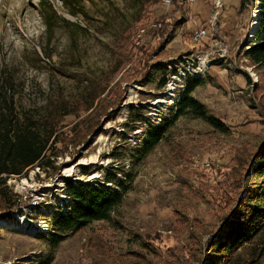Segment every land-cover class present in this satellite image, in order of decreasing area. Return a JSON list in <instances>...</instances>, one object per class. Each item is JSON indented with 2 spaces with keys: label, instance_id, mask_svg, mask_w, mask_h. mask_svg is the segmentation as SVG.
Instances as JSON below:
<instances>
[{
  "label": "rangeland",
  "instance_id": "rangeland-1",
  "mask_svg": "<svg viewBox=\"0 0 264 264\" xmlns=\"http://www.w3.org/2000/svg\"><path fill=\"white\" fill-rule=\"evenodd\" d=\"M48 1L86 31L58 24L47 35L39 0H0V81L12 80L16 105L39 113L50 98L72 100L92 84L108 85L92 133L61 145L52 166H33L0 185L9 199L7 204L0 196V264H206L209 240L221 233L243 196L242 178L264 142V88L254 87L264 84V65L244 56L258 1L223 0L210 36L227 44L229 60L213 64L193 91L228 132L169 114L166 137L148 154L141 151L145 135L131 138L137 122L130 121L129 108L146 106L166 78L167 62L200 45L192 34L206 25L211 0H177L169 11L160 2L143 7V0H85V16L68 14L61 0ZM141 5L135 27L158 19L164 24L157 29L161 36L150 32L137 49L135 36L121 37ZM150 51L155 53L147 58ZM91 109L64 118L66 140ZM236 152L235 159L244 158L238 166L230 160ZM66 178L103 183L123 199L109 220L68 232L54 245L49 234H36L43 231L31 216L35 206H56Z\"/></svg>",
  "mask_w": 264,
  "mask_h": 264
},
{
  "label": "trees",
  "instance_id": "trees-1",
  "mask_svg": "<svg viewBox=\"0 0 264 264\" xmlns=\"http://www.w3.org/2000/svg\"><path fill=\"white\" fill-rule=\"evenodd\" d=\"M84 1L61 0L68 14L72 16L86 15ZM176 1L174 0V3ZM257 1L259 4V25L253 32V40L247 44L249 47L244 49V56L253 64L262 66L264 65V0ZM39 2L43 8L41 16L47 35L51 34L58 24L74 27L78 32L86 31L79 24L59 15L48 0H39ZM158 2L160 0H143V7L155 5ZM174 3L173 5H175ZM142 13L141 5L133 22L123 27L121 39L135 36L139 28L135 26L141 20ZM158 34L161 36L157 30L154 31V37ZM158 41L162 40L159 38ZM199 43L200 45L194 48V51L203 50L209 44L206 40ZM144 48L141 49L145 50ZM155 51H150L151 54L147 58H150ZM117 67L120 69L118 63ZM164 82L165 79L162 78L159 88L163 86ZM203 82L202 77L189 80L179 100L168 109L159 123L148 122L145 106L129 108L130 121L137 122L133 131L148 122V126L139 135H145L141 146V151L144 154L150 153L166 137L169 114H172L173 119L182 116L200 119L219 132H228L227 124L221 118L210 114L205 104L193 95L194 88ZM12 83L9 78L0 81V185L5 184L7 177L19 175L33 166L39 168L52 166L57 155L61 153V145H67L78 140L82 135L92 133L93 127L99 126L98 114L104 102L101 94L104 93L108 85L92 84L86 95L72 100L63 96L50 98L39 113H34L32 110L16 105ZM254 87L256 91L260 89L262 91L264 84L260 81ZM262 95L264 92L261 93ZM95 102L96 105H94ZM262 103L264 107V102ZM90 109L91 111L86 116L76 121L70 131L73 132L78 128L77 131L71 133L73 135L70 134L68 136L70 138L66 140L68 133L63 130L64 118L71 114L79 117L81 110L88 111ZM139 136L134 134L136 139ZM243 147L241 152L244 153L246 146ZM238 152L230 158V160H235L237 166L244 160L242 157L235 159ZM251 158L247 169L249 174L242 178L246 186L244 194L226 219L221 233L209 240L210 249L206 264H264L262 262L264 259V142L258 146ZM108 180L109 178H107ZM62 191L63 196L56 206H45L42 207V210L36 207V211L48 223L47 231L36 234H49L54 245L63 241L64 234L68 232L78 231L93 221L109 220L112 211L123 199L121 192L113 190L112 187L103 183L93 186L71 178L65 179ZM0 196L5 203H9V199L3 191H0ZM10 215L9 211L6 212L7 218ZM243 252L246 253L247 259H243Z\"/></svg>",
  "mask_w": 264,
  "mask_h": 264
},
{
  "label": "built area",
  "instance_id": "built-area-1",
  "mask_svg": "<svg viewBox=\"0 0 264 264\" xmlns=\"http://www.w3.org/2000/svg\"><path fill=\"white\" fill-rule=\"evenodd\" d=\"M196 0H186V3L192 5ZM174 0H160V4L169 11L173 6ZM224 6L223 0H211L210 15L207 18L205 26L196 27L192 34L194 42H201L203 39L208 38L211 40L209 45L201 51L191 52L188 55L181 56L178 59L169 60L165 66L166 78L163 86L157 91V96L147 102L145 106V115L149 123H159L162 116L166 115L168 109L179 100L186 83L194 78L204 76L210 67L217 61L227 62L228 46L222 40L211 38V33L216 30L217 20L219 19L220 11ZM259 10V6H258ZM259 18V11H258ZM191 19V16H190ZM164 23L163 19H158L149 24V26L140 25L134 37L135 48H140L144 43V39L149 36L150 32L160 29ZM258 24V23H257ZM248 48V45H245ZM244 48V49H246ZM148 122L143 123L140 128H136L133 132L136 136L142 134L143 129L148 126ZM135 141V137H131ZM63 196V194H62ZM42 210L43 206H35ZM37 209H34L32 218L37 219L38 230L47 231L48 223L40 215ZM33 221V220H30ZM33 225L36 226V223Z\"/></svg>",
  "mask_w": 264,
  "mask_h": 264
},
{
  "label": "bare ground",
  "instance_id": "bare-ground-1",
  "mask_svg": "<svg viewBox=\"0 0 264 264\" xmlns=\"http://www.w3.org/2000/svg\"><path fill=\"white\" fill-rule=\"evenodd\" d=\"M253 19L255 20L254 23L256 24L255 26H253V28H254V30H255V28H256L257 25H258V24H257V23H258V22H257V19H258V9L255 10L254 15H253ZM253 32H254V31H253ZM252 35H253V33H252ZM252 35H251V36H252Z\"/></svg>",
  "mask_w": 264,
  "mask_h": 264
},
{
  "label": "water",
  "instance_id": "water-1",
  "mask_svg": "<svg viewBox=\"0 0 264 264\" xmlns=\"http://www.w3.org/2000/svg\"><path fill=\"white\" fill-rule=\"evenodd\" d=\"M258 25H259V18H258ZM258 25H257V27H258ZM257 27L255 29H257Z\"/></svg>",
  "mask_w": 264,
  "mask_h": 264
}]
</instances>
